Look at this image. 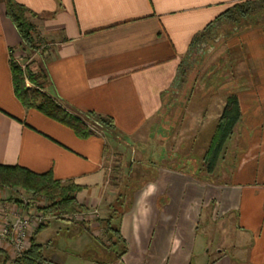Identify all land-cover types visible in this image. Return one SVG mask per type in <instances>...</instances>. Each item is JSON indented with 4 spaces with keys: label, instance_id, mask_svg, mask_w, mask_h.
Masks as SVG:
<instances>
[{
    "label": "crops",
    "instance_id": "obj_1",
    "mask_svg": "<svg viewBox=\"0 0 264 264\" xmlns=\"http://www.w3.org/2000/svg\"><path fill=\"white\" fill-rule=\"evenodd\" d=\"M16 1L37 14L31 20L52 44L44 61L45 93L68 111L111 118L113 127L80 138L22 104L11 65L22 41L6 15V0H0V164L40 174L52 171L63 183L81 186L78 203L100 213L109 214L117 199L122 205L110 215L112 220L117 217L115 228L122 239L113 248L92 238L97 236L92 227L78 231L72 222L57 220L37 235L32 226L27 249L35 237L54 264L65 255L81 264H264V25L235 36L248 50L251 80L247 82L245 74L244 82L218 91L193 81L185 105L198 106L196 123H189L191 111H186L159 141V131L174 109L166 98L177 95L178 101L180 72L192 53L194 36L244 0ZM233 92L242 110L233 134H248L250 141L234 152L235 166L226 167L229 181L182 171L178 155L196 151L183 146L203 135L204 160ZM244 120L254 123L240 132ZM178 134L183 138L168 148L167 142ZM221 158L224 165L225 155L218 164ZM181 160L188 162V157L184 154ZM114 161L119 165L110 176L108 167ZM8 194V189H0V225L20 213H34L31 203L9 200ZM119 246L123 253L116 256ZM15 258L11 245L1 243L0 264H16Z\"/></svg>",
    "mask_w": 264,
    "mask_h": 264
},
{
    "label": "trees",
    "instance_id": "obj_2",
    "mask_svg": "<svg viewBox=\"0 0 264 264\" xmlns=\"http://www.w3.org/2000/svg\"><path fill=\"white\" fill-rule=\"evenodd\" d=\"M258 1L264 0H244L228 7L204 30L194 36L190 50L200 45L203 40L211 38L214 33L229 34L232 31L264 25V21L257 22L255 20L261 12L264 15V4L257 6ZM6 15L12 20L20 34L23 50L36 51L38 44L45 41L44 37L40 35L36 24L31 20L36 18L37 14L24 4L16 0H6ZM11 65L16 95L27 109H36L47 117L71 128L80 138H88L96 134L91 125H96L101 129L113 127L111 118L101 117L95 112L68 111L47 93H44L43 88H45L48 81L44 63L38 72L30 70L28 67L23 69L18 63L12 62ZM184 80L185 73L182 70L180 72L179 88ZM241 116L240 102L237 94L233 92L226 99V104L216 123L214 135L204 157L209 171H213L217 166L226 143L233 135ZM7 187L20 188L27 193H40L48 197L50 204L40 208L45 213L64 211L68 214H76L78 211L87 209L79 204L76 198V194L82 187L72 182L64 184L54 177L52 171L40 174L26 167L0 164V189ZM46 226L47 224L40 225L35 235ZM31 240V247L21 257L15 259L14 263L54 264L44 257L42 246L36 244L35 237H32Z\"/></svg>",
    "mask_w": 264,
    "mask_h": 264
},
{
    "label": "rangeland",
    "instance_id": "obj_3",
    "mask_svg": "<svg viewBox=\"0 0 264 264\" xmlns=\"http://www.w3.org/2000/svg\"><path fill=\"white\" fill-rule=\"evenodd\" d=\"M235 4V3H234ZM264 4V1H258L257 6H260ZM233 5V4H232ZM230 5V6H232ZM251 20V19H249ZM257 22L264 21V15L262 12L258 14V16L255 18ZM256 25V24H253ZM258 26V25H256ZM261 26V25H259ZM263 26V25H262ZM246 30V29H245ZM243 30H236L232 31L231 33H214L211 38H208L206 40H203L202 43L198 46H196L190 53V57L188 59H184V68L182 67V70H184L185 73V80L183 82L184 86H181L180 88V94L178 96V101L175 103L174 100L176 99L177 95L167 96L166 104L169 102L170 108H174L172 113L168 114V116L165 119V123L163 127H161V132L159 131V141L163 142V135L165 134L166 130L170 127L172 124H176L179 117H182L181 114H186V111H191L190 114V121L189 123H196L194 120L195 114H200L195 111H198L196 104L189 105V109L186 108L185 102H186V96L187 91L190 89L191 83L194 81V85L196 83H207V89L210 91H218L221 90L222 87L225 85H230L237 82H244V79H246L245 74L247 75V82L251 80V73L249 74L247 71L250 69V57L247 48L244 46L242 47L238 41L237 37H235L237 34L241 33ZM45 39V38H44ZM240 41V36H239ZM52 44L48 42L46 39L45 41H42L37 46V50H19L18 53H15V56L12 58V62L18 63L21 66L28 67L30 70L38 72L40 70V67L43 65L44 61L48 59L50 53H51ZM183 61V62H184ZM182 62V63H183ZM181 70V71H182ZM244 74V78H241ZM243 79V80H242ZM228 86L227 88H229ZM46 87V85H45ZM45 88H43L44 91ZM45 93V91H44ZM166 107L168 105H165ZM184 114V118H185ZM183 118V117H182ZM186 122V119L184 120V123ZM199 122V120H198ZM182 123V120L179 119L178 124L180 125ZM252 121H243L241 124L240 132L242 129H249L253 126ZM91 127L94 128V132L100 131L101 129L98 128L96 125H91ZM166 129V130H165ZM182 129H186V126H182ZM104 130L102 129L100 132L102 133ZM182 131V130H179ZM181 133V132H180ZM100 134V133H99ZM98 135V134H97ZM178 138L174 139L171 142H167V147L172 149L174 146L176 147L179 143V139H182L183 136L181 134H178ZM203 135L199 134V137L195 140H191L187 142V145L185 144L183 146V149H195L193 153H184L188 157V162H183L181 159L184 156L183 153H180L178 155V167L185 172H188V174L201 176L206 179L211 178L212 180H225L229 181L230 179L229 173L226 171V167H234L236 163V159H234V152L236 150H243L246 144L250 141V136L248 134H243V136L239 137L236 136V134H233L227 141L225 148L227 149L226 152H222L221 157L225 155V164L223 165L224 159L221 158L219 164L215 167L213 171H209L208 165L205 163L204 160H202L204 155V148H202V145L204 144ZM144 145V143H141ZM148 144V143H146ZM161 144V143H160ZM159 142L155 143V145L159 146ZM135 145L138 146L140 143L135 142ZM164 145V144H163ZM172 153V152H170ZM120 156L119 154H117ZM115 157V154H114ZM122 158V157H121ZM121 158L119 157L121 162ZM190 164V165H189ZM119 165V164H118ZM118 165L115 164V161L111 164V172L110 176H113L115 167H118ZM223 167V168H222ZM68 182H65L64 184H67ZM5 189H8L9 191V200H15L20 202L21 204H25V206L30 205L33 206L34 213H43L46 215L47 220L45 224H48L52 221L62 220V221H68L72 222L74 226H78V231L81 230V228H85L88 231H90L91 227L93 228L94 235H90L92 238L94 237L97 239L101 244H103L106 248H113L114 245H118L122 242V239L120 235L118 234V230L115 227H118V220L117 217L112 220L113 210L112 209H120L121 208V200L117 199L115 202L112 203L110 206L111 209L109 211V214L100 213V211H95L94 209L87 208L83 211H78L76 214H68L64 211H58V212H51V213H45L44 211L40 210L42 207H46L50 204V201L48 197L42 194H34V193H27L24 190L20 188H10L7 187ZM12 195V196H11ZM36 212V213H35ZM31 214V215H33ZM112 221V222H111ZM43 225V224H40ZM39 225V226H40ZM35 227L37 228L39 227ZM115 232H113V230ZM117 231V232H116ZM199 236H202L203 238H206L203 234L199 233ZM69 239L74 238V236L69 235ZM229 240V239H228ZM28 239L26 241V250L28 247ZM12 250L16 253V258L21 257L22 255L17 254L16 249H14L11 246ZM116 256L121 255L123 253V249L116 247ZM13 259V262L14 260ZM60 260L62 262L58 261V264H81V260H78V258L71 257V256H61ZM65 262L63 263V261Z\"/></svg>",
    "mask_w": 264,
    "mask_h": 264
},
{
    "label": "built area",
    "instance_id": "obj_4",
    "mask_svg": "<svg viewBox=\"0 0 264 264\" xmlns=\"http://www.w3.org/2000/svg\"><path fill=\"white\" fill-rule=\"evenodd\" d=\"M22 67L26 69L25 66ZM91 128L94 130L93 127ZM100 131L96 130V134L101 133ZM108 169L110 173L111 165ZM46 220L47 217L43 213H36L33 215L24 213L18 214L13 222H6L0 225V244L7 242L16 249L15 251H17V254L23 255L26 252V241L28 239L29 229L32 226L37 227L40 224H45Z\"/></svg>",
    "mask_w": 264,
    "mask_h": 264
}]
</instances>
